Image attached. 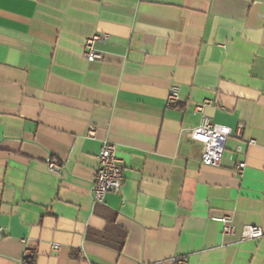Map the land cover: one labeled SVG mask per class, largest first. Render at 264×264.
<instances>
[{"label": "crops", "instance_id": "obj_1", "mask_svg": "<svg viewBox=\"0 0 264 264\" xmlns=\"http://www.w3.org/2000/svg\"><path fill=\"white\" fill-rule=\"evenodd\" d=\"M202 118L232 130L216 167ZM104 142L124 180L96 204ZM23 240L27 264H264V0H0V264Z\"/></svg>", "mask_w": 264, "mask_h": 264}, {"label": "built area", "instance_id": "obj_2", "mask_svg": "<svg viewBox=\"0 0 264 264\" xmlns=\"http://www.w3.org/2000/svg\"><path fill=\"white\" fill-rule=\"evenodd\" d=\"M107 41L105 35H94L85 40L83 47V55L88 61H100L102 56L95 51L94 45L96 43H104ZM166 106L176 107L179 102V91L176 87H171L166 96ZM205 105L209 102H204ZM204 105L197 106L196 112L201 114ZM232 130L226 126L212 123L207 118H202L200 125L191 131L190 139L201 145L200 162L206 167L219 166L225 150V143L231 136ZM98 166L96 168L93 184H92V198L96 204H101L104 197L109 193H116L120 190L124 176L121 161L116 155L115 147L104 142L99 149ZM47 168L51 173H59L61 165L53 160L47 162ZM245 169L243 162H238L234 168V172L238 176H242ZM221 224V234L225 236L234 235L236 233L235 227L231 220L223 217L219 220ZM240 236L245 240H253L261 237L262 232L259 228L253 226H244L240 229ZM23 255L17 264H27L31 257V250L27 246V241L23 240ZM57 249V246H53ZM176 264H185L181 260H175Z\"/></svg>", "mask_w": 264, "mask_h": 264}, {"label": "trees", "instance_id": "obj_3", "mask_svg": "<svg viewBox=\"0 0 264 264\" xmlns=\"http://www.w3.org/2000/svg\"><path fill=\"white\" fill-rule=\"evenodd\" d=\"M122 245H123V240L120 242V244L118 246L115 247V249L117 251H119L121 249Z\"/></svg>", "mask_w": 264, "mask_h": 264}]
</instances>
